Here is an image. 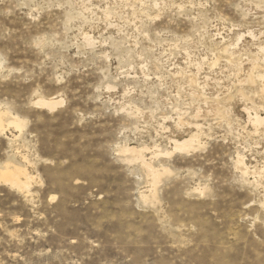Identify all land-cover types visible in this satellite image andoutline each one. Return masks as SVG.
I'll return each mask as SVG.
<instances>
[{
  "label": "rangeland",
  "instance_id": "1",
  "mask_svg": "<svg viewBox=\"0 0 264 264\" xmlns=\"http://www.w3.org/2000/svg\"><path fill=\"white\" fill-rule=\"evenodd\" d=\"M0 117V264H264V0H0Z\"/></svg>",
  "mask_w": 264,
  "mask_h": 264
},
{
  "label": "bare ground",
  "instance_id": "2",
  "mask_svg": "<svg viewBox=\"0 0 264 264\" xmlns=\"http://www.w3.org/2000/svg\"><path fill=\"white\" fill-rule=\"evenodd\" d=\"M41 101V103L42 104H45V105H47V106H50V105H52L53 104V102L52 101H50V100H40ZM53 106V105H52ZM258 119V118H257ZM0 125H1V117H0ZM18 126V125H17ZM193 141H194V139H193V137H191L189 140H186V141H183V142H176L175 144H176V146H180V147H186V146H190L192 143H193ZM123 148V150H128V151H131V153L133 152L134 153V155L138 158V159H140L141 161H143V163L144 164H146V165H148V163H146L145 162V160L142 158L143 156H142V154H141V150H139V149H136V148H129V147H127V146H125V147H122ZM121 148V149H122ZM151 170H152V168H151ZM15 171V170H14ZM2 173L4 174L5 173V177H6V179L8 178L9 180H11L12 182H16L17 180L15 179V177L14 176H16V175H18V174H13V172L12 171H8V169L6 170V171H2ZM16 173V172H15ZM160 174V173H159ZM151 175H152V177H153V179L155 180V179H157V177H158V173H157V171H153V172H151ZM18 179V178H17ZM19 180V179H18ZM17 184V183H16Z\"/></svg>",
  "mask_w": 264,
  "mask_h": 264
}]
</instances>
